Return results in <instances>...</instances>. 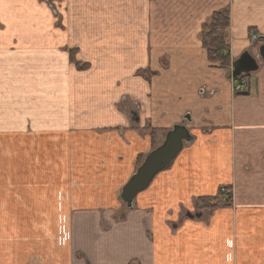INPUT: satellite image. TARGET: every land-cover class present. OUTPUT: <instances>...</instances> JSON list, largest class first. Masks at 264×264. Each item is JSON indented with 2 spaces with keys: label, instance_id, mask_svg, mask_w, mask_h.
Listing matches in <instances>:
<instances>
[{
  "label": "crops",
  "instance_id": "0c3cea01",
  "mask_svg": "<svg viewBox=\"0 0 264 264\" xmlns=\"http://www.w3.org/2000/svg\"><path fill=\"white\" fill-rule=\"evenodd\" d=\"M139 1L0 0V137L35 153L33 183L45 186L1 193L11 210L0 206V264H264V62L235 96L200 42L201 26L228 11L230 59L256 56L249 32L264 37V0H163L158 16L147 0L155 16L138 19ZM117 32L131 33L127 71L112 78ZM74 51L88 71L69 64ZM148 70L162 90L136 76ZM33 72L48 73L39 87L19 76ZM181 123L191 142L128 210L122 187ZM227 186L229 202L197 211Z\"/></svg>",
  "mask_w": 264,
  "mask_h": 264
},
{
  "label": "rangeland",
  "instance_id": "374dc122",
  "mask_svg": "<svg viewBox=\"0 0 264 264\" xmlns=\"http://www.w3.org/2000/svg\"><path fill=\"white\" fill-rule=\"evenodd\" d=\"M47 4H51L52 1L55 0H46ZM163 0H148L149 5L152 8H156V16H158V14L160 13V11L158 10V8L161 7V2ZM167 1V0H166ZM146 3V4H145ZM172 3V1H171ZM180 8L179 6L177 7V9ZM141 9L145 10L148 13L152 14V9L150 7H148L147 5V0L144 2L143 0L139 1V4H137L135 7H133V15L134 17H137L138 19H140V11ZM59 13V11H58ZM153 15V14H152ZM155 16V15H153ZM211 19V17L207 20V22H209ZM229 21H230V16H229ZM135 24L129 25V26H133ZM105 27H108L107 25H105ZM202 27V26H201ZM110 28H113V26H110ZM133 31V28L131 29ZM131 33L125 34V35H121V33H114V38L118 41H120V43L122 45L119 46V48L117 50H120L116 53L115 55V62L117 63V65L114 67V69H116V73L113 74L112 78H114L116 75L119 74H123L127 71V67L125 66V62H127L128 58L127 56H124L125 53H127V49H128V44H126L123 40L126 36L130 35ZM136 35V34H134ZM137 37V36H135ZM200 42H201V47L202 46V39H201V32H200ZM77 51L74 52H67V56H68V62L69 64H71L75 69V65H74V61L77 63H81L76 59V55H77ZM73 58V61H72ZM207 61V59H206ZM81 64H87V63H81ZM163 66H166L165 63H162ZM88 66L90 67V65L88 64ZM219 67V66H218ZM90 69V68H89ZM84 70V71H79L76 69V71L78 73H82V72H86L88 71ZM221 69V68H220ZM149 71V75L148 77H146L145 72L143 73L144 76L141 75H136L137 77H142L145 79H147L149 82L155 83L156 81V86L157 89L162 90V85H160L161 83H165V78L164 76L158 75L157 71L154 72H150ZM229 73V72H228ZM56 74L55 72L52 74L54 75ZM65 74H67V72H65ZM48 73L45 74L44 72H33V73H26V74H20L19 76L22 78L24 77V79H28V80H32L33 84L37 83V86L39 87V81L44 80L45 77H47ZM150 76H152V78L150 79ZM154 85V84H153ZM166 85V84H165ZM165 85H163V88L165 87ZM56 92H59V89L56 90ZM41 90L40 89H36V96H41ZM165 99L167 98V93L165 92L164 95ZM127 108H131L130 105L127 106ZM126 109V110H128ZM7 117V115H6ZM7 124L8 121L7 119L0 121V128H7ZM11 137H0V197L2 200L4 201H0V206L3 207L6 210H11V207L9 206V204L11 203L10 198L7 196H1V193H5V194H18V193H37V192H44V182L42 181V183H37L34 184V166L32 164V161L34 159L35 153H30V151L26 150V146L25 147H21V151L20 152H12V150L9 149V147L11 146ZM13 148V147H11ZM44 173V172H38L37 175ZM44 176V175H42ZM252 187V185H251ZM250 188V187H249ZM251 189V188H250ZM222 193L220 196L218 195L219 193ZM230 194H232V191L230 189V186L224 187V188H220L217 195L215 197L216 198V203H217V208H221L223 207L225 201L229 202L227 199V196H229ZM196 205V209L198 212L201 211H205L208 210V212L211 209H204L203 205H201L200 203H195ZM215 208V209H217ZM213 210V209H212ZM1 213V211H0ZM195 214V215H194ZM192 218H188L185 217L187 219H193V218H197V215L199 216V218L202 216L201 213H194ZM43 218V215L40 212H37L36 216H34V219L36 220L37 224L41 223V220ZM30 219H33V216L30 217ZM25 220V219H23ZM200 220V219H199ZM6 257V262L5 264H12V262L7 261Z\"/></svg>",
  "mask_w": 264,
  "mask_h": 264
},
{
  "label": "water",
  "instance_id": "95a60500",
  "mask_svg": "<svg viewBox=\"0 0 264 264\" xmlns=\"http://www.w3.org/2000/svg\"><path fill=\"white\" fill-rule=\"evenodd\" d=\"M259 57L264 61V45L259 48ZM232 67V78H239L242 75L254 73L258 69L255 59L248 53L241 55L232 64ZM190 140V136L183 126H176L173 131L166 135L163 144L145 158L136 173L123 186L120 198L127 209L132 208L133 200L137 194L146 190L153 178L175 159L181 151L183 143H187ZM187 217L192 218L190 215Z\"/></svg>",
  "mask_w": 264,
  "mask_h": 264
},
{
  "label": "trees",
  "instance_id": "16d2710c",
  "mask_svg": "<svg viewBox=\"0 0 264 264\" xmlns=\"http://www.w3.org/2000/svg\"><path fill=\"white\" fill-rule=\"evenodd\" d=\"M229 13L228 11L214 12L209 22H206L201 27L202 48L205 51L207 62L210 65L219 66V68H228L230 66L229 46L225 43V32L229 28ZM73 61V58H72ZM77 70L84 71L89 69L88 64H81L74 61ZM138 75L144 76L143 72L139 71ZM250 74H246L241 78H248ZM142 162L140 160L139 164ZM220 192L218 195L220 196ZM217 197H203L197 200L203 205L204 209L217 208ZM228 201L231 200V194L227 196Z\"/></svg>",
  "mask_w": 264,
  "mask_h": 264
},
{
  "label": "built area",
  "instance_id": "2783aa9c",
  "mask_svg": "<svg viewBox=\"0 0 264 264\" xmlns=\"http://www.w3.org/2000/svg\"><path fill=\"white\" fill-rule=\"evenodd\" d=\"M246 90H247V85L244 81H240L236 86H235V89L234 91L236 93H240V94H244L246 93Z\"/></svg>",
  "mask_w": 264,
  "mask_h": 264
}]
</instances>
